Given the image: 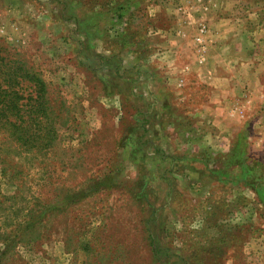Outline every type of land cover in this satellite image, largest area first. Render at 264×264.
<instances>
[{
  "label": "rangeland",
  "instance_id": "1",
  "mask_svg": "<svg viewBox=\"0 0 264 264\" xmlns=\"http://www.w3.org/2000/svg\"><path fill=\"white\" fill-rule=\"evenodd\" d=\"M0 57L54 133L0 134V264H264V0H0Z\"/></svg>",
  "mask_w": 264,
  "mask_h": 264
},
{
  "label": "trees",
  "instance_id": "2",
  "mask_svg": "<svg viewBox=\"0 0 264 264\" xmlns=\"http://www.w3.org/2000/svg\"><path fill=\"white\" fill-rule=\"evenodd\" d=\"M48 95L40 77L0 57V134L25 148L49 146L54 133L52 123L45 121L50 119Z\"/></svg>",
  "mask_w": 264,
  "mask_h": 264
},
{
  "label": "crops",
  "instance_id": "3",
  "mask_svg": "<svg viewBox=\"0 0 264 264\" xmlns=\"http://www.w3.org/2000/svg\"><path fill=\"white\" fill-rule=\"evenodd\" d=\"M208 58V57H207ZM216 58V60L217 61H219V59H218V56H216L215 57ZM208 60V59H207ZM222 62H227L226 61V59H225V61H222ZM211 69V70H210ZM210 69H207V67H205L204 66V68H203V70H201L200 72L199 71H196L197 72V75H199L200 73H201V75L203 74L204 76H203V78L205 79H207V81L206 82H208V84L210 85V86H212V88H215V87H219V89L218 90H220V91H222L223 93H226L225 91H226V89L228 88V87H231V86H234L235 84H236V82H238L237 80H240L239 78H238V76H235V75H232L230 78H228L227 76H222L221 78H217L215 75V71L212 69V68H210ZM227 69V68H226ZM195 72V71H194ZM196 72H195V74H196ZM201 75L198 77L199 79H201ZM251 76V75H250ZM252 76H255V75H252ZM251 76V77H252ZM251 77H248V79L249 78H251ZM228 78V79H227ZM238 78V79H237ZM244 78V77H243ZM237 79V80H236ZM249 85L250 86H253V79L251 80V79H249ZM224 96V95H223Z\"/></svg>",
  "mask_w": 264,
  "mask_h": 264
},
{
  "label": "built area",
  "instance_id": "4",
  "mask_svg": "<svg viewBox=\"0 0 264 264\" xmlns=\"http://www.w3.org/2000/svg\"><path fill=\"white\" fill-rule=\"evenodd\" d=\"M203 32H204V29H201V30H200V34H202ZM197 41H198L199 43H201L200 39H197ZM200 62H202V61L200 60Z\"/></svg>",
  "mask_w": 264,
  "mask_h": 264
}]
</instances>
